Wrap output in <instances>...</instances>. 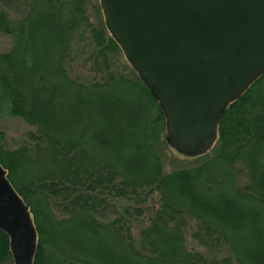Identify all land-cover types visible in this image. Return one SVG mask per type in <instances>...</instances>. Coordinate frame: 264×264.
Masks as SVG:
<instances>
[{
    "label": "trees",
    "instance_id": "1",
    "mask_svg": "<svg viewBox=\"0 0 264 264\" xmlns=\"http://www.w3.org/2000/svg\"><path fill=\"white\" fill-rule=\"evenodd\" d=\"M31 2L17 16L0 3V34L12 37L0 50V115L35 125L14 146L0 128V163L36 228L31 264H264V72L228 102L205 152L169 155L158 99L130 62L135 78L111 68L108 52L122 48L85 0ZM85 30L103 72L89 79L67 67ZM154 191L137 237L138 208L102 210L110 196Z\"/></svg>",
    "mask_w": 264,
    "mask_h": 264
},
{
    "label": "water",
    "instance_id": "2",
    "mask_svg": "<svg viewBox=\"0 0 264 264\" xmlns=\"http://www.w3.org/2000/svg\"><path fill=\"white\" fill-rule=\"evenodd\" d=\"M106 26L158 99L165 140L186 155L217 137L228 102L264 72V0H100ZM0 163V228L31 264L36 228Z\"/></svg>",
    "mask_w": 264,
    "mask_h": 264
},
{
    "label": "rangeland",
    "instance_id": "3",
    "mask_svg": "<svg viewBox=\"0 0 264 264\" xmlns=\"http://www.w3.org/2000/svg\"><path fill=\"white\" fill-rule=\"evenodd\" d=\"M0 3H7V5H4L8 8L10 15L17 16L21 14V11H24L27 8L26 3L32 2L31 0H0ZM85 3L87 7L86 13L91 23H93L96 27L105 26L107 33H109V29L105 23L100 0H85ZM89 36H92L91 32H87L85 30L83 33L78 35L77 38L75 37V44L69 52L67 65L68 69L73 75L82 74L83 78L85 79L99 77L103 74L99 68V62L97 58L98 55L94 52V46L90 42ZM11 42L12 37L10 35L0 34V50L10 47ZM108 58L111 61L112 69L130 78H135L136 72L134 73L132 70L128 59L121 49H114L112 51L110 50L108 52ZM99 59H101L100 55ZM0 128L5 132L7 145L14 146L20 142L28 140L26 132L35 129V125L27 122L19 115L4 114L0 115ZM160 134L161 136H164L165 127L160 129ZM166 153L179 158L191 156L183 154L171 146H169V148L166 150ZM58 199L59 196L50 197L52 209L54 210L53 213L54 215L56 214L59 216L61 215L62 210H60V208L57 206ZM157 200L158 194L156 191L148 195L142 192V194L136 196L133 195L130 199L110 196L108 200L105 201L106 204L104 203L105 205L102 206V210L106 211L108 214L114 215L118 210L121 209L123 204L132 207L133 209L138 208L139 210L135 211V213L138 214L137 217L132 216L133 221H135L134 231L135 236L137 237L140 227L146 224L149 221V217L153 215L154 207L157 205ZM196 225V222L193 220L189 223L187 229L190 231L191 229L195 228ZM187 239L189 242L192 241L190 236H188ZM2 264H14L13 258L7 259Z\"/></svg>",
    "mask_w": 264,
    "mask_h": 264
}]
</instances>
